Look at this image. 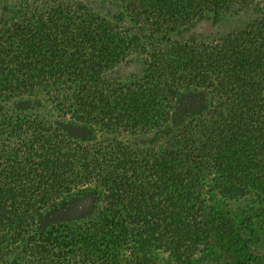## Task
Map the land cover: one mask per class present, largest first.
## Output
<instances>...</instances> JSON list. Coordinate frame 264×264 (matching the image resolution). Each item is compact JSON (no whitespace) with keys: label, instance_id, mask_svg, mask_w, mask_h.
<instances>
[{"label":"trees","instance_id":"16d2710c","mask_svg":"<svg viewBox=\"0 0 264 264\" xmlns=\"http://www.w3.org/2000/svg\"><path fill=\"white\" fill-rule=\"evenodd\" d=\"M205 15L220 27L185 37ZM134 58L138 75L109 77ZM191 87L208 102L175 121ZM60 117L93 131L72 138ZM75 193L99 207L81 223L39 224ZM258 215L264 0H0V264H195L205 253L254 264Z\"/></svg>","mask_w":264,"mask_h":264},{"label":"rangeland","instance_id":"374dc122","mask_svg":"<svg viewBox=\"0 0 264 264\" xmlns=\"http://www.w3.org/2000/svg\"><path fill=\"white\" fill-rule=\"evenodd\" d=\"M102 8V12L111 13V8H106L103 3H99ZM113 11V10H112ZM12 13V5L6 1L2 2V19L10 17ZM211 15H205L196 19L188 29L183 33L185 37L192 39L198 37L208 36L214 33L217 27L214 24ZM143 60L139 58L127 59L119 64L116 68L109 72L111 79L128 80L135 77L140 73L143 68ZM23 104H28L29 100H23ZM208 102V94L203 89L198 87H191L182 91L178 106L175 110V121L183 119L184 116L195 113L202 109ZM54 123L59 127L66 135L83 139L90 135L93 131L91 123L86 121H79L70 117H60L54 120ZM99 207V201L96 196L91 193H75L65 196L56 200L46 207L39 215L38 221L43 228H50L59 224H74L83 222L88 216L92 215L94 211ZM219 210L229 211L228 215L232 217L235 223L240 224L244 218V213H240L238 209H232L224 207L219 201L217 202ZM226 212V213H227ZM260 216V217H258ZM256 216V220L250 225L248 233H252L257 239L261 238L258 245L264 249V233L262 230L264 224V216ZM159 264H177L171 257H162ZM213 259V260H211ZM216 256L212 253H205L200 258L196 259L195 264H211L216 261ZM264 261V257H261L254 264H261Z\"/></svg>","mask_w":264,"mask_h":264}]
</instances>
